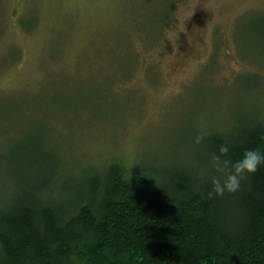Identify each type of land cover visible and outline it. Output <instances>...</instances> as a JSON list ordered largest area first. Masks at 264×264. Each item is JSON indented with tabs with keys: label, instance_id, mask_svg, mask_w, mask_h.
<instances>
[{
	"label": "rangeland",
	"instance_id": "374dc122",
	"mask_svg": "<svg viewBox=\"0 0 264 264\" xmlns=\"http://www.w3.org/2000/svg\"><path fill=\"white\" fill-rule=\"evenodd\" d=\"M241 122L264 125V0H0L1 164L32 140L71 179L201 174L205 140Z\"/></svg>",
	"mask_w": 264,
	"mask_h": 264
},
{
	"label": "trees",
	"instance_id": "16d2710c",
	"mask_svg": "<svg viewBox=\"0 0 264 264\" xmlns=\"http://www.w3.org/2000/svg\"><path fill=\"white\" fill-rule=\"evenodd\" d=\"M29 141L0 162L13 185L0 205V264H264V164L237 193L209 198L189 166L152 174L112 162L71 179L52 144ZM205 141L208 158L227 141L235 160L264 152V125Z\"/></svg>",
	"mask_w": 264,
	"mask_h": 264
},
{
	"label": "clouds",
	"instance_id": "9594fccd",
	"mask_svg": "<svg viewBox=\"0 0 264 264\" xmlns=\"http://www.w3.org/2000/svg\"><path fill=\"white\" fill-rule=\"evenodd\" d=\"M203 139V134H197L194 143L200 144ZM232 147L227 141L220 144L216 151L210 154L209 162L201 172V178L208 188L209 198H220L226 194L237 193L241 190L242 180L254 174L258 167L264 164V152L254 148L243 150L238 159H227ZM210 172H215L216 175Z\"/></svg>",
	"mask_w": 264,
	"mask_h": 264
}]
</instances>
